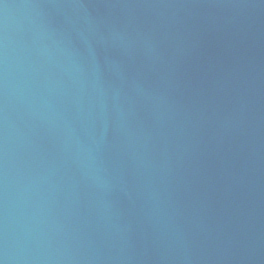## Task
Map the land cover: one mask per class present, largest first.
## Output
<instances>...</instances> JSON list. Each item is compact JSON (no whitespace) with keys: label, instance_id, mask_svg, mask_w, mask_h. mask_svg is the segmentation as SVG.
I'll list each match as a JSON object with an SVG mask.
<instances>
[{"label":"water","instance_id":"obj_1","mask_svg":"<svg viewBox=\"0 0 264 264\" xmlns=\"http://www.w3.org/2000/svg\"><path fill=\"white\" fill-rule=\"evenodd\" d=\"M129 0H0V264H117Z\"/></svg>","mask_w":264,"mask_h":264}]
</instances>
